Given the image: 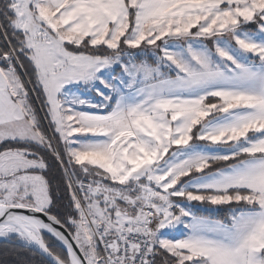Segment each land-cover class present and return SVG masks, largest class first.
Listing matches in <instances>:
<instances>
[{"label": "snow or ice", "instance_id": "obj_1", "mask_svg": "<svg viewBox=\"0 0 264 264\" xmlns=\"http://www.w3.org/2000/svg\"><path fill=\"white\" fill-rule=\"evenodd\" d=\"M0 33V241L264 264V0H0Z\"/></svg>", "mask_w": 264, "mask_h": 264}, {"label": "trees", "instance_id": "obj_2", "mask_svg": "<svg viewBox=\"0 0 264 264\" xmlns=\"http://www.w3.org/2000/svg\"><path fill=\"white\" fill-rule=\"evenodd\" d=\"M3 35V34H2ZM0 42H2V37L0 33ZM35 107V106H34ZM37 111V109H36ZM38 117L41 119L39 116ZM47 126L45 125V128ZM49 164L51 165V171L46 173V178L52 183V194L53 196L66 197L67 193L64 190L62 182V170L56 164L55 160L51 155L47 157ZM62 203L66 204L67 199H64ZM0 264H41V257L32 255L28 252L15 253L11 249L10 244H6L3 241L0 242Z\"/></svg>", "mask_w": 264, "mask_h": 264}, {"label": "rangeland", "instance_id": "obj_3", "mask_svg": "<svg viewBox=\"0 0 264 264\" xmlns=\"http://www.w3.org/2000/svg\"><path fill=\"white\" fill-rule=\"evenodd\" d=\"M1 37H2V33H1ZM18 71L20 72V75H21L23 81L25 82V84H26V86H27V88L29 90L30 99H31V102L33 104V107L35 106L34 108L37 109V111L40 114L39 116L41 117V120H43L44 113H43V111H41L40 102H39V100L37 98L36 93L32 90V85L28 83L29 75H26L24 70L20 69L19 66H18ZM29 73H30V69H29ZM45 125H46V122H45Z\"/></svg>", "mask_w": 264, "mask_h": 264}]
</instances>
